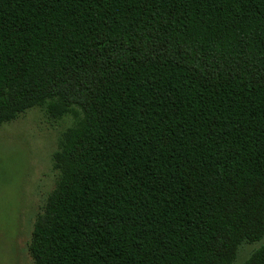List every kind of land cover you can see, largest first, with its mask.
Here are the masks:
<instances>
[{
    "label": "trees",
    "instance_id": "1",
    "mask_svg": "<svg viewBox=\"0 0 264 264\" xmlns=\"http://www.w3.org/2000/svg\"><path fill=\"white\" fill-rule=\"evenodd\" d=\"M43 104L34 264H264V0H0V122Z\"/></svg>",
    "mask_w": 264,
    "mask_h": 264
},
{
    "label": "rangeland",
    "instance_id": "2",
    "mask_svg": "<svg viewBox=\"0 0 264 264\" xmlns=\"http://www.w3.org/2000/svg\"><path fill=\"white\" fill-rule=\"evenodd\" d=\"M76 121L74 113L53 116L43 104L0 122V264H34L28 252L33 225L59 177L52 154ZM263 243L264 235L242 244L236 261Z\"/></svg>",
    "mask_w": 264,
    "mask_h": 264
}]
</instances>
